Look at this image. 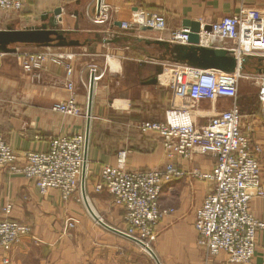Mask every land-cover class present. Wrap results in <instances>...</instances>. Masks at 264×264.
Returning a JSON list of instances; mask_svg holds the SVG:
<instances>
[{
    "label": "crops",
    "instance_id": "obj_1",
    "mask_svg": "<svg viewBox=\"0 0 264 264\" xmlns=\"http://www.w3.org/2000/svg\"><path fill=\"white\" fill-rule=\"evenodd\" d=\"M112 8L113 24H96L98 0H24L21 12L0 9V29L41 26L58 20L54 10L62 8L57 26L80 41V46L62 48L77 53L72 62L77 101L87 111L92 67L97 66L90 138L85 177V192L93 211L107 224L125 229L124 208L115 204L107 190L97 191L105 164L117 163L120 151H127L129 170L165 168L170 162L185 174L166 183L160 197L162 209H172L156 229L151 244L161 264H233L221 252L205 258L194 226L195 211L214 182L194 175L212 171L216 157L197 153L192 158L170 160L157 132H143L144 121H164L168 110L190 104L182 88L173 86L168 61L180 56L179 43L172 41L174 32L183 29V21L210 24L224 16L256 8L264 12V0H102ZM137 7L166 13L167 26L161 32L124 30L123 21L132 18ZM23 50L40 47L18 45ZM217 49H225L216 47ZM226 50V49H225ZM264 68V58L253 57L247 71ZM250 69V70H249ZM66 68L48 64L38 80L24 72L13 53L0 56V134L23 162L26 151H44L53 138L85 133L86 116H70L53 110L70 92L62 83ZM249 83V82H248ZM247 82L241 81L238 103L243 114V131L261 148L262 182L264 184V119L261 103H251L246 96ZM258 90V89H257ZM258 93V92H257ZM232 100H203L192 105L197 125L228 108ZM83 176V174H82ZM81 191L69 199L59 189L42 194L33 179L21 174L0 172V217L12 205L10 217L31 226L9 251H0V264H157L138 243L108 230L89 212ZM253 214L264 221V197L251 202ZM76 220L67 227L68 220ZM257 250L252 262L264 264V229L257 233Z\"/></svg>",
    "mask_w": 264,
    "mask_h": 264
},
{
    "label": "built area",
    "instance_id": "obj_2",
    "mask_svg": "<svg viewBox=\"0 0 264 264\" xmlns=\"http://www.w3.org/2000/svg\"><path fill=\"white\" fill-rule=\"evenodd\" d=\"M24 0H0V9L18 13ZM96 24H113L112 8L102 3ZM167 26L166 13L149 11L137 7L132 18L123 21L124 30H149L161 32ZM203 26V24H202ZM211 30L200 32V44L207 47H222L237 60L232 72L204 70L188 62L172 59L167 62L174 88L184 90L190 101H216L220 98L232 100L230 108L213 115L207 124L197 125L191 113L192 103L174 107L167 111L166 119L144 121L139 128L143 132H157L166 155L192 158L197 153H210L216 157L211 172L194 175L214 182V188L205 196L195 211L194 226L198 242L205 258L211 260L221 252L228 262L247 264L252 262L257 250V233L264 229V221L251 211V202L264 197L261 148L255 145L250 135L243 131V114L238 103L240 82L253 79L261 103L264 119V68L247 73L245 68L253 57L264 58V12L251 8L238 14L224 16L210 23ZM188 29L172 35V41L188 44ZM6 53L0 52V56ZM25 73L38 80L47 65L52 63L66 68L61 84L70 92L69 96L56 103L53 110L65 115L86 116V110L77 101L73 81L72 62L77 53L62 48L40 47V49L14 52ZM247 59L246 62L244 60ZM97 66L92 67L96 74ZM98 76L95 75V80ZM86 134L73 133L52 139L44 151H26L23 162L19 155L0 134V172L21 174L33 179L42 194L50 189H59L67 200L81 191V177L85 164ZM127 151L117 155V163L105 164L100 173L97 191L107 190L115 204L122 206L125 232L151 246L156 237L158 224L172 209H162L160 197L163 186L185 174L180 166L170 162L165 168L129 170L126 167ZM81 200L83 201L82 197ZM12 205L3 209L0 217V251H9L23 236L31 233V226L12 219ZM76 220H68L67 227H74ZM9 260L4 259V264Z\"/></svg>",
    "mask_w": 264,
    "mask_h": 264
},
{
    "label": "water",
    "instance_id": "obj_3",
    "mask_svg": "<svg viewBox=\"0 0 264 264\" xmlns=\"http://www.w3.org/2000/svg\"><path fill=\"white\" fill-rule=\"evenodd\" d=\"M102 4V0H98V11ZM55 16L58 20H61L62 8L58 7L54 10ZM51 23H44L41 26H34L29 28L18 29L14 27H7L5 29H0V52L2 53H14L17 50L18 45H35L37 47H55V48H67L80 46L81 43L77 39L70 37L69 33L61 30L57 26L58 20L51 19ZM184 29H188V44H179L180 56L174 58L175 60L188 62L198 68L204 70L212 71H224L232 72L237 67V60L234 56L229 54L225 49H217L213 47L203 46L200 43V32L210 31V24L202 26L199 21H192L185 19L183 21ZM247 59L244 60L246 62ZM94 86H95V74L91 75L89 95H88V105L86 111L87 117V129H86V148H85V164L82 176V191L84 202L94 217V219L108 230L115 232L121 236H124L142 246L156 261L157 264H161L155 252L152 248L146 245L144 242L128 236L122 230L114 228L109 224L105 223L91 208L87 200L85 192V177H86V165L88 156V146L90 138V123L92 118V105L94 96Z\"/></svg>",
    "mask_w": 264,
    "mask_h": 264
},
{
    "label": "rangeland",
    "instance_id": "obj_4",
    "mask_svg": "<svg viewBox=\"0 0 264 264\" xmlns=\"http://www.w3.org/2000/svg\"><path fill=\"white\" fill-rule=\"evenodd\" d=\"M23 8H24V5H23ZM23 8H22V10H23ZM21 10V11H22ZM21 11H19V12H21ZM248 69H245V72H247V73H250V72H253V70L252 71H247ZM250 70V69H249ZM242 81H244V82H249L248 84H250L249 85V88H247L246 90V96L249 98V99H251V103L252 102H254V103H256V102H258V99H259V96H258V93H257V86H256V84L254 83L255 81L253 80V79H243ZM191 103L193 104V105H196V102H194V101H191ZM84 200V199H83Z\"/></svg>",
    "mask_w": 264,
    "mask_h": 264
},
{
    "label": "trees",
    "instance_id": "obj_5",
    "mask_svg": "<svg viewBox=\"0 0 264 264\" xmlns=\"http://www.w3.org/2000/svg\"><path fill=\"white\" fill-rule=\"evenodd\" d=\"M27 46H35V45H27ZM37 47V46H36Z\"/></svg>",
    "mask_w": 264,
    "mask_h": 264
},
{
    "label": "bare ground",
    "instance_id": "obj_6",
    "mask_svg": "<svg viewBox=\"0 0 264 264\" xmlns=\"http://www.w3.org/2000/svg\"><path fill=\"white\" fill-rule=\"evenodd\" d=\"M89 202V201H88Z\"/></svg>",
    "mask_w": 264,
    "mask_h": 264
}]
</instances>
